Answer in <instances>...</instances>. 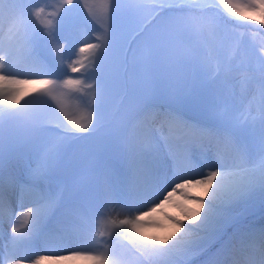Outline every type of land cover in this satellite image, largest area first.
<instances>
[{"label":"snow or ice","instance_id":"1","mask_svg":"<svg viewBox=\"0 0 264 264\" xmlns=\"http://www.w3.org/2000/svg\"><path fill=\"white\" fill-rule=\"evenodd\" d=\"M63 3L74 6V0H63ZM96 4L97 0H83L88 15L101 25L102 34L96 36L95 43L79 48L81 54H88L85 59L90 57L91 63L86 66L84 60H75L68 66L71 73H87L89 67L95 72L96 66L112 48L111 20L118 15V6L114 3L110 6V0H103L104 15L101 22L95 11ZM45 7L53 6L33 8L29 0H0V132L6 118H25L21 116V100L27 94L21 91L19 85L29 81L21 80L20 76L54 74L55 65L51 61L32 58L21 64L19 60L26 46L35 41L37 34L55 39L60 18L66 11H71V7L62 6L46 15ZM213 9L223 11L213 13ZM245 9L258 10L261 13L259 23L264 25V0L161 4L158 15L154 17V31L147 33L146 28L141 26L136 47H129L122 56H117L110 85L126 90L129 54L132 57L131 70L136 74V80L128 91L129 106L137 114L146 112L154 105L172 109L164 114L169 130L187 129L192 134L177 140L174 146L170 143L165 160L159 166L137 170L143 183L139 190L135 185L127 187L118 181L96 196L66 202L65 211L79 214L82 221L99 217V226L93 225L78 239L79 246L92 253L95 264H130V256L135 258L137 264H156L157 258L162 255H167V264H191L188 257L204 249L224 232L225 226L234 219L237 205L246 204L257 196L264 202V55L259 57L261 120L258 130L253 123L241 120L235 111H230L211 98L201 101L197 123L191 125L178 114L190 94H172L169 91L173 79L181 77L186 71L194 75L205 71L197 62L198 56L212 43V37L222 24L231 18H239L232 21L237 24L240 19L253 20ZM128 10L130 21L138 24L140 8L129 5ZM31 82L43 85L33 89L35 101L49 104V107L55 105L52 110L59 123L50 130L58 131L64 138L93 135L98 130L100 107L106 90L100 79L86 83L85 79L68 74L64 79ZM129 123L125 122L110 131L105 138V148L114 157L126 144L129 145L128 151H134L132 141L138 134L143 135L147 150L154 148V130L144 128L142 133H138V129L129 127ZM256 157L261 160L260 167H248ZM12 179L15 181L20 178ZM45 180L43 165L32 169L25 180V183L41 190L33 201L37 207L23 213V219L17 218L11 229L14 234L12 244L3 246L8 248L7 256L0 249V264H25L26 259H31V253L27 256L20 254L21 247L17 242L28 238L29 243L24 250H29L34 243L31 237L44 234L47 224L59 210L61 204L57 196L43 192ZM3 181V175L0 174V185ZM193 183L211 189L209 199L205 201L203 197H191L195 207L180 205L184 218L168 217L175 224L171 236L165 239L146 236L142 226L151 221L145 217H151L177 193L189 197L188 189ZM118 200L127 204V214L123 219L113 218V209L108 207ZM0 207H3L2 194ZM100 208L105 211L101 212ZM177 233L181 234L180 237L173 240ZM121 236L135 246V251L130 249L126 255L118 250L113 241ZM260 240L264 249V230L260 232ZM72 242L55 232H48L45 239V243L53 247ZM80 254L72 252V256ZM70 258L36 255L35 259H31V264ZM233 264H239V261L234 260ZM250 264H264V251L258 262L252 261Z\"/></svg>","mask_w":264,"mask_h":264},{"label":"bare ground","instance_id":"2","mask_svg":"<svg viewBox=\"0 0 264 264\" xmlns=\"http://www.w3.org/2000/svg\"><path fill=\"white\" fill-rule=\"evenodd\" d=\"M29 3L33 8L52 5L53 7H45L46 15L48 12L61 8L56 6L55 0H29ZM68 12L69 11H66L65 13ZM89 23L90 22L81 25L70 21L62 25V28L69 34L62 35L59 43L56 45L54 44V57L52 61H50L55 65V73L46 76H20L21 80L29 81L28 83L19 85L21 91L27 94L23 96L22 100L29 94L34 93L33 89L43 87V85L32 83L31 81L41 79L59 80L71 74L74 77L85 79L86 83H91L86 79V77L91 75L92 69H90V67L87 73H71L68 67L69 64L75 60H84L86 66L91 63L90 57L85 59V57L88 56L87 53L81 54L79 52L80 47L88 43H95L96 36L100 35L99 27ZM7 27L8 25L6 23L5 31H7ZM41 52L44 53L45 51H41V46L35 39L32 44L26 46L24 49L22 55L19 57L20 63L23 64L27 59L32 58L44 60ZM229 69L232 70L230 71ZM232 72H234L233 66L229 65L223 68L218 75V78L221 80L220 82L227 83L233 80L235 77ZM222 104L230 111H235L236 115L241 120H247L249 123H253L257 130L259 129L261 120L259 82L255 80L245 82L238 91L229 92L226 101ZM169 111L172 110L167 109L161 112L159 109L149 108L146 112L136 113L135 119L133 122L129 123V127L135 126L138 129V133H142L144 128L154 130V148L150 151L145 148L142 134H138L136 139L132 141V145L135 146L134 151H128L127 148L129 145L126 144L125 148L115 157L106 150L104 145L96 154L94 158L96 160L89 165V172L92 173V176L65 202H63V197L60 188L56 185L55 178L46 175V180L43 183V192L56 195L60 200L61 206L52 216L55 221L53 225L52 222H49L44 234L31 237V240L34 241L32 247L29 250L21 248L20 254L27 256L31 253V259H35L36 255H42L48 257L71 256L70 259L64 260L78 263H81L83 260H89L88 262L93 261L92 253L80 247L78 239L85 235L93 225L99 226L97 223L99 217H96L95 220L82 221L79 214H68L65 211L66 202L79 201L86 196H96L103 189L114 185L118 181L125 184L127 187L135 185L137 190L142 188V178L138 175L137 170L159 166L165 160L170 143L174 146L177 140L189 137L192 134V131L187 129L170 131L169 125L165 123L164 115ZM182 118L191 125L197 123V119L192 120L185 116H182ZM125 122H129V120H118L112 130L120 127ZM260 164V158L256 157L255 160L247 166L258 169ZM80 165L81 163L77 164L75 161H70L67 166V171L70 174L74 173L82 168ZM0 174H2L4 178L3 184L0 185V194H2L3 200V207H0V212L4 214L2 215V222L0 221V225H2L1 232L7 235L8 230L4 226L7 225L12 229L18 217L23 219V213L27 212L29 208H36L37 205L33 203V201L38 198L41 190L39 189L38 193V188H34L32 185L25 183V180L30 176L31 172L27 171L19 161H10L7 168L2 170V172L0 171ZM14 177L20 179L14 181L12 179ZM188 191L190 194L189 197H182L177 193L173 196L171 201L166 203L162 208H158L151 217H145L146 220L151 221L142 226V231L146 236H154L160 239L171 236L175 231V224L173 221L169 220L168 217L183 219L184 216L180 205H185L189 208L195 207L196 205L191 197H203L204 200L207 201L211 195V189H208L202 184L198 185L193 183L189 186ZM108 207L113 209L111 212L113 218L123 219L124 215L127 214V204L119 200L114 205H109ZM100 211L103 212L105 209L100 208ZM201 211L203 212L204 209H201ZM233 216L234 219L225 226L224 232L217 239L209 242L208 245H210L213 250V255L210 257L208 255L209 260L215 264H233L234 260L239 261V264H250L252 261L258 262L261 257V252L264 251L261 247L260 240V232L264 230V202L261 201L259 196L254 197L246 204L237 205ZM48 232H55L65 240H72L73 242L63 243L53 247L45 243ZM180 235V233H177V236L172 239L176 240ZM117 240V243L113 244L121 253L126 255L129 253V251L124 250V243L130 246L128 250L131 249L135 251V246L122 236L117 238ZM4 242L6 243H3L0 239V246L2 247L0 249L2 250H5L3 249L4 245L11 246L12 237L11 239L9 238V241L5 239ZM27 242L29 243V240ZM169 243H171V241H169ZM72 252H80L81 254L72 256ZM31 259H26L25 264H31ZM60 261L61 260L53 259L45 261V264H60ZM129 261H131V256L129 257ZM167 262V255H162L157 258L156 264H167Z\"/></svg>","mask_w":264,"mask_h":264},{"label":"rangeland","instance_id":"3","mask_svg":"<svg viewBox=\"0 0 264 264\" xmlns=\"http://www.w3.org/2000/svg\"><path fill=\"white\" fill-rule=\"evenodd\" d=\"M170 2L206 4L218 2V0H110V6L112 3L118 6V15L111 20L112 48L96 66L95 72L91 71V75L86 77L90 82L97 78L100 79L106 89L100 107L98 130L93 135L81 134L79 138L62 137L58 131L50 130L55 129L59 123L56 113L52 110L55 105L49 107V104L35 101L33 97L36 93H31L21 101V105H23L21 115L26 116L34 125L32 137L23 146L0 157V171L6 169L10 161L15 160L19 161L29 172L43 165L46 175L55 178L63 202L72 197L78 188L92 176V173L89 172V165L96 160L94 158L104 147L105 138L112 131L113 126L118 120H129L131 123L136 116V112L128 104V91L133 88L136 80V74L131 70L132 57L130 54L128 57V89L110 85L117 56H122L129 47H136L137 34L141 26L146 28L147 33L154 31V17L158 15L159 5ZM55 4L58 7L64 5L63 0H55ZM129 5L140 8L137 16L138 24L130 21ZM64 7H71V11L64 13L60 18L55 39L37 34L36 40L41 46V51H45L41 54L46 62L52 61L54 57V44L59 43L62 35L69 34L62 28L63 24L70 21L81 25L90 22L89 24L99 27V33L102 34L101 25L88 15L87 9L83 6V0H74V6L64 5ZM95 11L103 22V0H97ZM222 11V9H213V13ZM244 11L252 16L253 20L240 19V23L237 24L232 21L239 18H231L222 24L215 36L212 37V43L205 47L198 56L197 62L204 67L205 71L198 75L186 71L181 77L174 78L169 85V91L172 94H190L189 96H193L199 106L201 101L206 98L215 99L217 103L222 104L226 101L229 92L238 91L245 82L251 80L259 82L261 76L259 57L264 55V25L259 23L261 13L258 10L245 9ZM89 24L86 25L90 26ZM105 26L107 27V25ZM229 65L233 66L232 74L235 78L227 83L220 82L221 80L218 78L220 71ZM151 108L159 109L161 112L169 109L161 108L159 105H154ZM178 114L184 116L182 110ZM70 161L81 163L82 168L70 174L67 171ZM37 190L39 193V189ZM0 214L4 215L1 212ZM50 222L52 225L55 222L53 217ZM4 227L8 230V236L1 232L2 225H0V239L6 243L4 240L9 241V238L11 239L14 234L7 225ZM28 240V238H24L17 243L21 248H25ZM116 240L113 243H117L118 240ZM123 247L125 251H129L128 244L124 243ZM0 248L2 247L0 246ZM3 249H5L3 250L4 255L7 256L8 249L4 247ZM208 255L209 257L213 255L210 245H206L204 249L189 256L188 259L191 264H215L209 260ZM88 261L83 260L78 263L61 260L60 264H95L94 260ZM130 264H137L134 257H131Z\"/></svg>","mask_w":264,"mask_h":264},{"label":"water","instance_id":"4","mask_svg":"<svg viewBox=\"0 0 264 264\" xmlns=\"http://www.w3.org/2000/svg\"><path fill=\"white\" fill-rule=\"evenodd\" d=\"M199 107L193 96H189L186 104L181 106L184 115L190 119L198 118ZM21 116L25 118H6L2 122V132H0V157L23 146L32 137L34 125L26 116Z\"/></svg>","mask_w":264,"mask_h":264}]
</instances>
